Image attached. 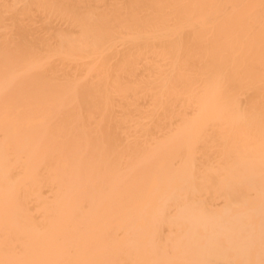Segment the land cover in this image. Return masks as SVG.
I'll return each instance as SVG.
<instances>
[{
	"label": "bare ground",
	"instance_id": "6f19581e",
	"mask_svg": "<svg viewBox=\"0 0 264 264\" xmlns=\"http://www.w3.org/2000/svg\"><path fill=\"white\" fill-rule=\"evenodd\" d=\"M0 264H264V0H0Z\"/></svg>",
	"mask_w": 264,
	"mask_h": 264
}]
</instances>
